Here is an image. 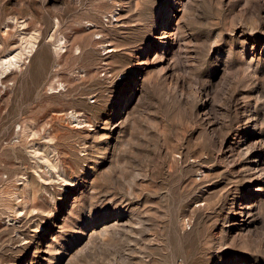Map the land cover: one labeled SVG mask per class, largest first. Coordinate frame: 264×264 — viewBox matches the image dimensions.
Wrapping results in <instances>:
<instances>
[{
  "label": "rangeland",
  "instance_id": "374dc122",
  "mask_svg": "<svg viewBox=\"0 0 264 264\" xmlns=\"http://www.w3.org/2000/svg\"><path fill=\"white\" fill-rule=\"evenodd\" d=\"M174 1L0 0V264H264V0Z\"/></svg>",
  "mask_w": 264,
  "mask_h": 264
},
{
  "label": "bare ground",
  "instance_id": "6f19581e",
  "mask_svg": "<svg viewBox=\"0 0 264 264\" xmlns=\"http://www.w3.org/2000/svg\"><path fill=\"white\" fill-rule=\"evenodd\" d=\"M173 3H175V4H177V5H179V2L178 1H174ZM21 24V23H20ZM87 24V23H86ZM91 24V23H90ZM25 33H27V32H25ZM31 34H33V33H31ZM24 35V34H23ZM26 35V34H25ZM34 36V35H33ZM20 37V36H19ZM24 37V36H23ZM29 38V37H28ZM31 39V38H30ZM33 39V38H32ZM27 40V45H24L23 47H22V49L21 50H19V51H17L16 53H11V54H9V55H7V56H5V57H3L2 59H0V66L3 68L1 71L2 72H0V73H5L6 72V70L7 69H9L12 65H15L18 61H21L22 60V57H23V55H26V56H29L28 54L32 51V50H35L34 48H35V46H34V39L33 40ZM22 40V39H21ZM60 40V39H59ZM23 42H24V40H23ZM22 43V42H21ZM64 43V42H63ZM64 46V45H63ZM56 47V46H55ZM61 47V46H60ZM19 48V47H18ZM113 50V49H112ZM106 51V50H105ZM107 51H109V50H107ZM14 52V51H13ZM110 52H111V49H110ZM105 53V52H104ZM11 69V68H10ZM9 69V70H10ZM8 70V71H9ZM7 71V72H8ZM2 75V74H1ZM6 75V74H5ZM73 110V109H72ZM74 111V110H73ZM73 111H70V116H68V117H71V122H73L74 124H75V127H81V126H84V125H91V124H89L87 121H86V119H84V118H81L80 116H79V114L78 113H74ZM69 112V111H68ZM81 114V113H80ZM73 126V125H72ZM91 128H92V126H91Z\"/></svg>",
  "mask_w": 264,
  "mask_h": 264
}]
</instances>
